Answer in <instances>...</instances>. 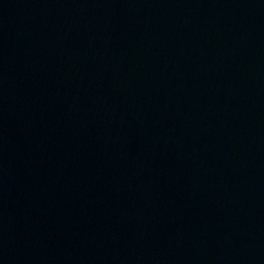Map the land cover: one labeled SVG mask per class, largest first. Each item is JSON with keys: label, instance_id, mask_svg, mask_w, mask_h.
Here are the masks:
<instances>
[{"label": "water", "instance_id": "1", "mask_svg": "<svg viewBox=\"0 0 264 264\" xmlns=\"http://www.w3.org/2000/svg\"><path fill=\"white\" fill-rule=\"evenodd\" d=\"M0 264H264V0H0Z\"/></svg>", "mask_w": 264, "mask_h": 264}]
</instances>
